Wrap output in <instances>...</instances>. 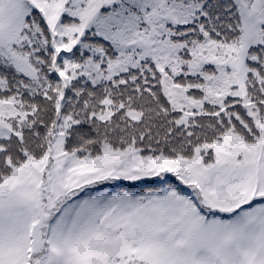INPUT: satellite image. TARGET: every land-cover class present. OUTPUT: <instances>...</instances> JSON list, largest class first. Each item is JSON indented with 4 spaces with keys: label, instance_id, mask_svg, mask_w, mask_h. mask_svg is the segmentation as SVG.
<instances>
[{
    "label": "snow or ice",
    "instance_id": "6c2138e0",
    "mask_svg": "<svg viewBox=\"0 0 264 264\" xmlns=\"http://www.w3.org/2000/svg\"><path fill=\"white\" fill-rule=\"evenodd\" d=\"M0 264H264V0H0Z\"/></svg>",
    "mask_w": 264,
    "mask_h": 264
}]
</instances>
